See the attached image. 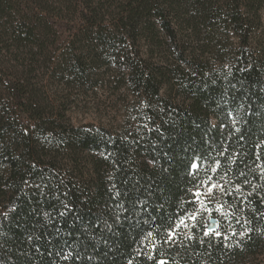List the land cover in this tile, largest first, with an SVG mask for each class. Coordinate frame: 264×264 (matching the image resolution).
Returning a JSON list of instances; mask_svg holds the SVG:
<instances>
[{
  "label": "trees",
  "instance_id": "obj_1",
  "mask_svg": "<svg viewBox=\"0 0 264 264\" xmlns=\"http://www.w3.org/2000/svg\"><path fill=\"white\" fill-rule=\"evenodd\" d=\"M263 10L0 0V264H264ZM85 84L121 122L71 121Z\"/></svg>",
  "mask_w": 264,
  "mask_h": 264
},
{
  "label": "rangeland",
  "instance_id": "obj_2",
  "mask_svg": "<svg viewBox=\"0 0 264 264\" xmlns=\"http://www.w3.org/2000/svg\"><path fill=\"white\" fill-rule=\"evenodd\" d=\"M261 15V27L264 28V10ZM109 88L101 84H85L77 90V93L73 95L77 98L75 97V102L71 105V121L74 124L104 125L121 122L123 113H125L124 107L130 104L132 94L130 90L120 88L115 91ZM124 93H126V98ZM121 113L122 115H118Z\"/></svg>",
  "mask_w": 264,
  "mask_h": 264
},
{
  "label": "snow or ice",
  "instance_id": "obj_3",
  "mask_svg": "<svg viewBox=\"0 0 264 264\" xmlns=\"http://www.w3.org/2000/svg\"><path fill=\"white\" fill-rule=\"evenodd\" d=\"M239 129H237V131H238ZM191 167L193 168V169H196L197 167H198V165L194 162L192 165H191ZM216 169H213V171H215ZM215 187H217L216 185H212V187H210L209 189H208V191H209V193H211L212 192V189L213 188H215ZM238 188H239V186H237ZM223 189H221V191H222ZM193 195H194V197H196V199H197V201H199V202H201L202 203V201H200V196H201V193H200V191H199V189H197L194 193H193ZM189 219H193V220H195L196 219V216H195V213H193L191 216H189L188 217ZM210 219H211V217H210ZM187 226V225H185V223H184V217H181L180 219H179V221L177 222V224L175 225V227H173V228H170L169 230H168V239L165 241V243H168L169 241H171V240H173V238H174V236H175V234H176V229H178L180 226ZM210 232H212V229L209 227V228H207V230L205 231V235L207 236V235H209L210 234ZM217 236H219V235H221V233H219V232H216L215 233ZM153 234L151 233V232H149L148 233V237H151ZM241 235H243V233H241ZM153 247H155V245H153ZM68 255L69 254H66L64 257H63V259H67L68 258ZM149 258H151V257H149ZM129 264H131V262H129ZM158 264H166V262L165 261H163V260H161V261H159L158 262Z\"/></svg>",
  "mask_w": 264,
  "mask_h": 264
}]
</instances>
